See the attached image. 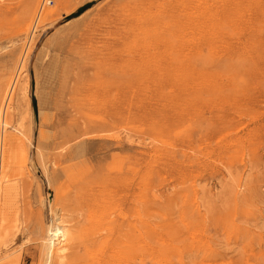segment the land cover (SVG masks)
Masks as SVG:
<instances>
[{
	"label": "rangeland",
	"instance_id": "1",
	"mask_svg": "<svg viewBox=\"0 0 264 264\" xmlns=\"http://www.w3.org/2000/svg\"><path fill=\"white\" fill-rule=\"evenodd\" d=\"M43 1L0 0V264H264V0Z\"/></svg>",
	"mask_w": 264,
	"mask_h": 264
},
{
	"label": "bare ground",
	"instance_id": "2",
	"mask_svg": "<svg viewBox=\"0 0 264 264\" xmlns=\"http://www.w3.org/2000/svg\"><path fill=\"white\" fill-rule=\"evenodd\" d=\"M48 11H46V12L48 13ZM54 12H55V10H54ZM42 15H43V13H42ZM45 16H47V14ZM45 16L43 15V17H45ZM48 240H49V249H52L54 245H58L61 242H63L64 240H63V235H62V227L57 226V228H50V235H49ZM59 246H61V245H59Z\"/></svg>",
	"mask_w": 264,
	"mask_h": 264
},
{
	"label": "trees",
	"instance_id": "3",
	"mask_svg": "<svg viewBox=\"0 0 264 264\" xmlns=\"http://www.w3.org/2000/svg\"><path fill=\"white\" fill-rule=\"evenodd\" d=\"M88 7H89V4H85V5H83L82 7H80V8L77 10L76 13L70 15V17H71V16L73 17V16H76V15L80 14L82 11H84V10L87 9ZM33 105L35 106L34 101H33Z\"/></svg>",
	"mask_w": 264,
	"mask_h": 264
},
{
	"label": "built area",
	"instance_id": "4",
	"mask_svg": "<svg viewBox=\"0 0 264 264\" xmlns=\"http://www.w3.org/2000/svg\"><path fill=\"white\" fill-rule=\"evenodd\" d=\"M50 2H51V0H44L42 5L49 4Z\"/></svg>",
	"mask_w": 264,
	"mask_h": 264
}]
</instances>
